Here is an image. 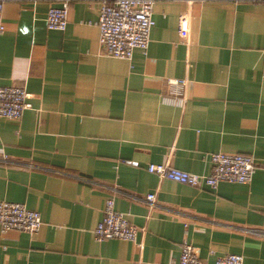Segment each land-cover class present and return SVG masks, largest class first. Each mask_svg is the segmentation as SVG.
<instances>
[{
	"label": "crops",
	"instance_id": "obj_1",
	"mask_svg": "<svg viewBox=\"0 0 264 264\" xmlns=\"http://www.w3.org/2000/svg\"><path fill=\"white\" fill-rule=\"evenodd\" d=\"M102 4L71 0L65 30L46 21L61 0L4 4L0 86L24 87L31 107L0 118V202L40 212L42 226L0 225V264H177L185 243L204 264H264V3L159 1L131 59L103 52ZM169 78L188 80L183 101ZM217 152L252 156V181L193 187L148 170L207 175ZM111 197L135 241L96 239Z\"/></svg>",
	"mask_w": 264,
	"mask_h": 264
},
{
	"label": "built area",
	"instance_id": "obj_2",
	"mask_svg": "<svg viewBox=\"0 0 264 264\" xmlns=\"http://www.w3.org/2000/svg\"><path fill=\"white\" fill-rule=\"evenodd\" d=\"M0 0V35L6 27L2 20L5 2ZM159 1H182L192 4L196 1L214 0H103L98 27L100 29V44L103 52L119 59H131L136 49H147L151 31L155 26L154 7ZM217 1V0H216ZM234 2L264 3V0H228ZM71 0H61V6H51L47 15V26L50 30H65L69 22ZM179 29L185 39L189 36V17L183 13L180 16ZM167 83L175 91L170 101L181 102L185 99L187 79L169 78ZM30 94L24 87L0 86V118L20 120L30 104ZM212 170L207 175H199L180 170L170 163L150 164L148 170L162 179H169L184 185L199 187L208 185L217 187L221 182L248 184L256 171V163L252 156L217 152L211 156ZM147 200L154 203L156 194H148ZM0 225L3 230H15L27 233H37L42 226L41 213L30 210L25 204L0 202ZM98 241L121 239L135 241L139 229L131 223L126 215L115 208V198L106 203L104 217L95 228ZM177 264H204L196 248L185 243L180 260ZM216 264H244L240 254H229L219 257Z\"/></svg>",
	"mask_w": 264,
	"mask_h": 264
}]
</instances>
